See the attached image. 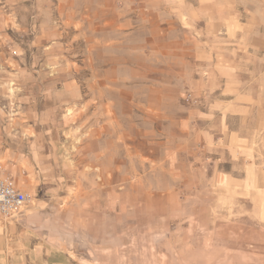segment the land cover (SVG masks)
<instances>
[{
  "label": "rangeland",
  "instance_id": "obj_1",
  "mask_svg": "<svg viewBox=\"0 0 264 264\" xmlns=\"http://www.w3.org/2000/svg\"><path fill=\"white\" fill-rule=\"evenodd\" d=\"M248 142L264 157V0H0V162L74 264H197V164ZM104 174L99 245L71 207Z\"/></svg>",
  "mask_w": 264,
  "mask_h": 264
},
{
  "label": "crops",
  "instance_id": "obj_2",
  "mask_svg": "<svg viewBox=\"0 0 264 264\" xmlns=\"http://www.w3.org/2000/svg\"><path fill=\"white\" fill-rule=\"evenodd\" d=\"M249 143L211 149L208 161L197 164V185L209 187L208 195H197V264H214L220 250L229 252L227 264H264V157ZM106 185L104 174L96 193L92 189L75 197L71 207L77 212L73 218L87 219L83 224L97 231L89 234L99 245L105 236L121 232V193L116 185L107 192ZM47 200L41 198L38 208L12 219L0 217V264H74L68 249L80 251L83 243L74 233L63 237L54 232L51 219L57 206L46 210ZM111 212L113 221L107 216ZM111 224L113 233L106 229Z\"/></svg>",
  "mask_w": 264,
  "mask_h": 264
},
{
  "label": "built area",
  "instance_id": "obj_3",
  "mask_svg": "<svg viewBox=\"0 0 264 264\" xmlns=\"http://www.w3.org/2000/svg\"><path fill=\"white\" fill-rule=\"evenodd\" d=\"M31 199V194L18 186L17 181L5 172V167L0 162V217L6 220L16 217Z\"/></svg>",
  "mask_w": 264,
  "mask_h": 264
}]
</instances>
